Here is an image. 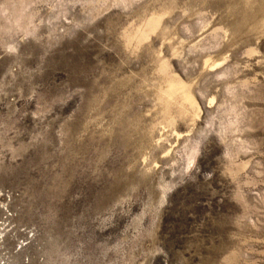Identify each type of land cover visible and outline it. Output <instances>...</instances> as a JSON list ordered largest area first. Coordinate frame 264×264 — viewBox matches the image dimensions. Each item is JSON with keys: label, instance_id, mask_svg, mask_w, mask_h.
<instances>
[{"label": "rangeland", "instance_id": "rangeland-1", "mask_svg": "<svg viewBox=\"0 0 264 264\" xmlns=\"http://www.w3.org/2000/svg\"><path fill=\"white\" fill-rule=\"evenodd\" d=\"M0 264H264V0H0Z\"/></svg>", "mask_w": 264, "mask_h": 264}]
</instances>
